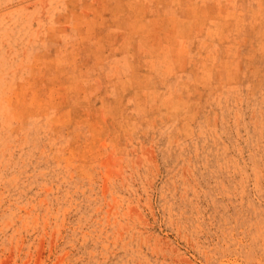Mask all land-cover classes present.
Segmentation results:
<instances>
[{
	"label": "rangeland",
	"instance_id": "374dc122",
	"mask_svg": "<svg viewBox=\"0 0 264 264\" xmlns=\"http://www.w3.org/2000/svg\"><path fill=\"white\" fill-rule=\"evenodd\" d=\"M0 264H264V0H0Z\"/></svg>",
	"mask_w": 264,
	"mask_h": 264
}]
</instances>
